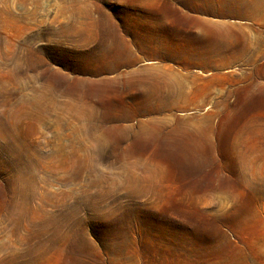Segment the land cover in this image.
<instances>
[{
	"label": "rangeland",
	"instance_id": "rangeland-1",
	"mask_svg": "<svg viewBox=\"0 0 264 264\" xmlns=\"http://www.w3.org/2000/svg\"><path fill=\"white\" fill-rule=\"evenodd\" d=\"M0 264H264V0H0Z\"/></svg>",
	"mask_w": 264,
	"mask_h": 264
}]
</instances>
